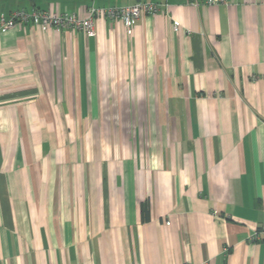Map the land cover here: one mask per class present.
Returning a JSON list of instances; mask_svg holds the SVG:
<instances>
[{"label": "crops", "instance_id": "crops-1", "mask_svg": "<svg viewBox=\"0 0 264 264\" xmlns=\"http://www.w3.org/2000/svg\"><path fill=\"white\" fill-rule=\"evenodd\" d=\"M140 2L132 35L0 33V264H264V0L0 17Z\"/></svg>", "mask_w": 264, "mask_h": 264}, {"label": "built area", "instance_id": "built-area-1", "mask_svg": "<svg viewBox=\"0 0 264 264\" xmlns=\"http://www.w3.org/2000/svg\"><path fill=\"white\" fill-rule=\"evenodd\" d=\"M233 0H203V4L207 6L213 5H231ZM194 5H199L197 1ZM165 6L159 3L140 2L130 6L111 7V8H97L91 6L88 8L87 16L80 18L75 13H61L57 14L50 11H42L32 9L27 11L20 9L12 12L9 16L0 17V33L7 32L16 26H43L55 30H71L81 31L85 34L94 32L95 19L99 15H105L110 20H121L128 35H132L136 22L142 16H153L165 11ZM174 31L180 32V23H175ZM170 225V222H167ZM264 239V225H261L251 232L249 241L257 243ZM189 264V263H187ZM205 264V263H204Z\"/></svg>", "mask_w": 264, "mask_h": 264}, {"label": "trees", "instance_id": "trees-1", "mask_svg": "<svg viewBox=\"0 0 264 264\" xmlns=\"http://www.w3.org/2000/svg\"><path fill=\"white\" fill-rule=\"evenodd\" d=\"M145 207H146V206L144 205L143 208L145 209Z\"/></svg>", "mask_w": 264, "mask_h": 264}]
</instances>
